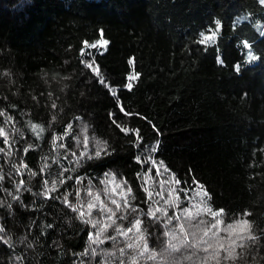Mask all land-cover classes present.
Instances as JSON below:
<instances>
[{
    "label": "trees",
    "instance_id": "obj_1",
    "mask_svg": "<svg viewBox=\"0 0 264 264\" xmlns=\"http://www.w3.org/2000/svg\"><path fill=\"white\" fill-rule=\"evenodd\" d=\"M0 112V264H132L87 207L111 175L128 227L202 196L257 237L220 264H264L261 0H0ZM84 126L98 158L77 148Z\"/></svg>",
    "mask_w": 264,
    "mask_h": 264
},
{
    "label": "rangeland",
    "instance_id": "obj_2",
    "mask_svg": "<svg viewBox=\"0 0 264 264\" xmlns=\"http://www.w3.org/2000/svg\"><path fill=\"white\" fill-rule=\"evenodd\" d=\"M104 41L106 40L101 39L96 45L98 47H103L105 46L103 43ZM133 76L136 77V74L133 73L132 77ZM35 129L37 130V128ZM8 135L9 134L4 131L3 136H5V139L9 137ZM85 137L87 138L86 141ZM100 147L101 144L95 140L88 127H82L81 138L77 143V148L80 151V154L84 155L85 153L97 151ZM103 185V189L94 191L89 199V204L91 203L93 205L91 208V215L94 211H99V213L109 221L106 228L112 229V235H107L106 239H109V237H114L116 239L117 234H120V236H124L126 242L133 245V247L130 248L134 253L132 264H154L163 258H166L169 264H211L212 262H216L214 259H205L208 256V253L212 252L213 249H209L208 253L203 250L206 247V244L204 243L205 241L211 244L215 243L213 232H215L216 229H212L211 231H208L206 236L204 235V230L210 227L214 222V218L203 206L202 196H199L193 206L185 212L184 210H181L185 207L184 204L182 203L184 207H177V204L174 202L175 200L172 198L173 194H171L168 199L160 201V205L150 211V213H155L156 218H153L150 214L147 215L148 220L150 221L147 224L138 219L141 223L138 226L139 230H137V227H134L136 220L131 227H128L126 225L128 218L123 220L121 218L126 215V217H129L134 214L132 208L129 206V202L127 201V204H125V199H127L129 192L126 187H124V183L116 177L113 179V176L111 175L104 180ZM86 194L89 195V192L87 191ZM107 200L110 204L107 203ZM112 200L117 202L119 208L117 207V204L112 203ZM89 204H87V207ZM107 208L112 209V212H114L115 215L107 212ZM157 209L159 210L157 211ZM164 212H167V215H163ZM172 216L179 217V219H173L172 222L169 223L168 217ZM217 219H222L223 223L219 227L223 229L227 225L224 222V218L221 216L217 217ZM238 220L244 219L239 218ZM197 221L204 222V225H202L203 230L196 231L195 235H193L194 225H196ZM119 223L121 226H118ZM181 225H183V231L180 230ZM128 228H132L133 230L128 232ZM242 231L243 234H246L244 225H239L235 229L237 234H240ZM147 232H151L154 240L149 241ZM226 235L227 234L222 230L219 232L220 237H226ZM237 243H240V241H237ZM145 244L147 245L148 251H144ZM169 245H175L179 251H165V248ZM189 245H192V247H189ZM153 252L156 255V259H148L149 255ZM223 255L224 253L221 252L219 260L223 259Z\"/></svg>",
    "mask_w": 264,
    "mask_h": 264
},
{
    "label": "snow or ice",
    "instance_id": "obj_3",
    "mask_svg": "<svg viewBox=\"0 0 264 264\" xmlns=\"http://www.w3.org/2000/svg\"><path fill=\"white\" fill-rule=\"evenodd\" d=\"M261 3H264V0H261ZM218 23L219 22H217V24ZM214 39H215V32H213L211 36H204L203 39L200 42L201 43H210V42L214 41ZM103 43L106 45L107 41H104ZM95 46L96 45H89V47H95ZM81 55H83V50L81 52ZM250 59H257V57L251 56ZM87 66L89 68H92V64H88ZM235 67H236L237 71L240 70V66L239 65H236ZM94 71L98 72V69H94ZM129 79H136V77L133 76V77H130ZM100 82L103 83L104 81L101 80ZM128 87L130 88L131 85H128ZM52 107L55 108L56 105L53 103ZM0 115H3V113L0 112ZM52 120H55V116L52 117ZM37 127L40 128L41 132L44 130L43 127H41L39 125H34L33 126L34 129L37 128ZM0 135H4V129L3 128H0ZM86 139L87 138L85 137V141H86ZM4 142L6 143L7 140L5 139ZM102 150L103 149L98 148L97 151L95 152V156L97 158L100 156ZM153 150H155V149H153ZM0 151H3V149L0 148ZM89 158L91 159L92 157H89ZM0 179H2V177H0ZM113 179H114V177H113ZM177 183H179V181H177ZM45 184H47V181H45ZM49 191H55V184H53L52 188L49 189ZM128 191L131 192V189H129ZM44 194L48 195V192H45ZM89 195H91V191H89ZM205 196H207L206 192H205ZM149 198H150V196H149ZM65 201H67V197H65ZM112 203L113 204H117V202L115 200H112ZM125 204H127V199H125ZM88 207L92 208L93 205L90 203L88 205ZM117 207L119 208L118 204H117ZM102 210H105V209H102ZM132 210L136 211L135 208H133ZM158 210L159 209H157V211ZM206 210L209 212L210 215L213 216L214 222L210 225V227H208L206 230H204V235L206 236L208 234V231H211L212 229H216V231L213 232V237H215V243L214 244L208 243L207 241L204 242L206 244V247L203 250L206 253H208L209 249H213L212 252L208 253V256L205 259H214V260H216V264H220L219 257L221 255V252H223L224 253L223 259L225 261H227L229 259L235 260V259L238 258V254L236 252V249L237 248L243 249L245 247V244L243 243V241L248 240V241H252L254 243L257 240V237L254 236L252 234V232H251V225H250V223H249V221L247 219L236 220L233 223L227 224L223 229H221L219 226L223 223V221H222V219H217V217H221L223 215L224 210L223 209H219L218 211L213 212L210 208H207V206H206ZM106 211L109 212V213H112V215H115V213L112 212V209H110V208H107ZM185 212H187V210H185ZM149 214L153 218H156L154 212L145 213L146 216L149 215ZM163 215H167V212H164ZM244 215L247 216V215H250V213L246 212ZM81 216H83V213H81ZM173 219H177L178 220L179 217H175V216L168 217V222L171 223ZM90 222L93 223V226H95V222H93V221H90ZM140 223L141 222L139 220H136L135 223H134V227H137V230H139L138 226L140 225ZM202 225H204L203 221H197L196 225H194L193 235H195L196 231L203 230L202 229ZM239 225H244L245 226L246 234H243V231L240 234H237L235 232V229ZM132 230H133L132 228H128L127 229L128 232H131ZM180 230L181 231L184 230L183 225L180 226ZM221 230L224 231L227 234L226 237H220L219 236V232ZM0 231H3V228H0ZM0 239H2V238H0ZM90 239H91V236H90ZM111 239H115V238L111 237ZM237 241H240V243H237ZM128 247H133V245L129 244ZM189 247H192V245H189ZM144 251H148L146 244L144 246ZM165 251L175 252V251H179V249H177L175 247V245H169L168 247L165 248ZM148 259L155 260L156 259L155 253L153 252L152 254H150Z\"/></svg>",
    "mask_w": 264,
    "mask_h": 264
}]
</instances>
